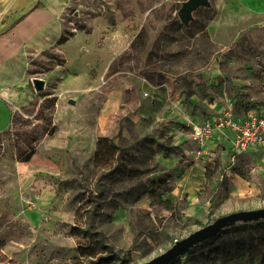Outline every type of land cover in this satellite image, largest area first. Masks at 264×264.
Segmentation results:
<instances>
[{
	"label": "rangeland",
	"instance_id": "rangeland-1",
	"mask_svg": "<svg viewBox=\"0 0 264 264\" xmlns=\"http://www.w3.org/2000/svg\"><path fill=\"white\" fill-rule=\"evenodd\" d=\"M186 1H73L56 45L32 59V76L46 82L38 104L0 133V257L95 263L81 252L103 251L102 233L118 264H144L219 217L264 209V162L251 154L232 162L222 144L195 195L168 209L159 194L160 181L201 157L196 120L264 106L263 18L210 0L184 25ZM150 85L163 88L158 99ZM99 139L120 153L113 175L105 154L96 164ZM147 188L156 195L137 206ZM246 235L227 231L171 264H223V245Z\"/></svg>",
	"mask_w": 264,
	"mask_h": 264
},
{
	"label": "crops",
	"instance_id": "crops-1",
	"mask_svg": "<svg viewBox=\"0 0 264 264\" xmlns=\"http://www.w3.org/2000/svg\"><path fill=\"white\" fill-rule=\"evenodd\" d=\"M73 1L0 0V133L7 130L17 111L38 104L39 93L32 84V80L37 78L31 74L32 59L56 45L63 32V19ZM234 1L241 9L264 20V0ZM149 87L144 88L158 99L163 88ZM258 109H264V106ZM217 114L220 112L207 116ZM203 118L196 120L195 124ZM221 144L222 150L228 153L227 144L218 139H212L202 147L198 144L201 157L196 156L189 167L167 179L165 189L159 191L163 201L175 204L184 196L195 195L206 180V167L203 165L212 160L208 154ZM171 164L168 166H174ZM143 200L138 201L137 206Z\"/></svg>",
	"mask_w": 264,
	"mask_h": 264
},
{
	"label": "trees",
	"instance_id": "trees-1",
	"mask_svg": "<svg viewBox=\"0 0 264 264\" xmlns=\"http://www.w3.org/2000/svg\"><path fill=\"white\" fill-rule=\"evenodd\" d=\"M134 47V45H133ZM96 164L100 162V156L105 154V157L109 159L108 161V168L106 172L109 175H113L118 167L120 166V153H117V148L115 145L108 140L99 139L97 143L96 149ZM34 153H32L25 162L30 161ZM117 162L115 164V161ZM207 178L210 179V176L207 173ZM166 181H160L159 185H165ZM156 195V191L154 189L147 188L141 193H139L136 197V201H140L145 195ZM166 207L168 209H172L174 204L165 201ZM255 225H250L249 223H243L239 229H236V225L232 226L228 229H225L219 233L217 236L212 238L216 240L218 237L222 236V234L226 233L227 231H236L238 230L240 233H246V237L238 239L235 238L231 241V243H226L220 249V255L223 258V264H237L239 261H245L248 264H264V221L255 222ZM255 230L256 232H253ZM85 235L87 236L88 240H92V235L90 230L85 231ZM98 240L95 242L100 249L103 251H96L94 249L90 253L81 252V256L84 258H91L95 257L96 262L89 263V264H118L120 262V256L114 251V248L108 245L105 241V237L102 233H98ZM93 259V258H91ZM0 264H17L11 259L6 257H0ZM73 264H84L81 259L76 260Z\"/></svg>",
	"mask_w": 264,
	"mask_h": 264
},
{
	"label": "built area",
	"instance_id": "built-area-1",
	"mask_svg": "<svg viewBox=\"0 0 264 264\" xmlns=\"http://www.w3.org/2000/svg\"><path fill=\"white\" fill-rule=\"evenodd\" d=\"M192 136L201 147L212 139L225 142L232 162L244 154L264 162V109H249L241 117L226 112L204 117L193 125Z\"/></svg>",
	"mask_w": 264,
	"mask_h": 264
},
{
	"label": "water",
	"instance_id": "water-1",
	"mask_svg": "<svg viewBox=\"0 0 264 264\" xmlns=\"http://www.w3.org/2000/svg\"><path fill=\"white\" fill-rule=\"evenodd\" d=\"M210 0H187L178 12L179 18L184 25H189L194 19V13L200 8L210 7ZM37 93L44 91L46 82L40 78L32 80ZM69 104L77 105V100L69 99ZM264 221V209L240 211L217 218L213 223L191 233L186 238L177 241L170 249L144 264H171L180 257L188 254L197 245L211 240L223 230L239 223H255Z\"/></svg>",
	"mask_w": 264,
	"mask_h": 264
}]
</instances>
